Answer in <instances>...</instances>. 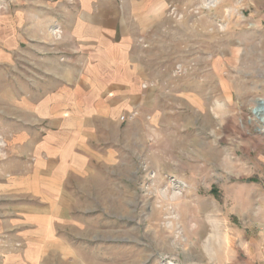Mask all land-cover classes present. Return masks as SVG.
Returning a JSON list of instances; mask_svg holds the SVG:
<instances>
[{
	"label": "rangeland",
	"instance_id": "rangeland-1",
	"mask_svg": "<svg viewBox=\"0 0 264 264\" xmlns=\"http://www.w3.org/2000/svg\"><path fill=\"white\" fill-rule=\"evenodd\" d=\"M86 10L128 25L143 85L161 92L155 107L120 114L118 161L76 195L89 240H73L67 262L246 264L264 253V130L254 112L264 105V50L246 68L244 46L250 32L264 35V0H0V122L20 117L43 53L82 48L63 31ZM17 190H0V264H31L17 249L32 242L10 241L9 218L35 195ZM52 246L39 264H58Z\"/></svg>",
	"mask_w": 264,
	"mask_h": 264
},
{
	"label": "crops",
	"instance_id": "crops-1",
	"mask_svg": "<svg viewBox=\"0 0 264 264\" xmlns=\"http://www.w3.org/2000/svg\"><path fill=\"white\" fill-rule=\"evenodd\" d=\"M76 18L78 24L63 32L76 37L82 48L65 58L43 53L45 62L32 94L28 78L22 89L20 117L0 122V141L7 142L2 148L6 157L0 161V190L24 188L35 195L32 204L22 199L24 204L15 207L19 214L9 218L11 230L17 232L10 241L32 242L17 249L28 253L31 264H39L50 244L58 264H67L70 254L77 253L73 240H89L83 233L85 219L73 212L83 203L76 195L90 192L102 168L118 161L125 125L120 114L155 107L161 92V86L143 85L128 25L118 27V20L110 22L108 14L87 10ZM118 30L124 37L116 43L113 35ZM250 34L251 40L244 43L246 68L256 66V50H264V35L256 42L255 32ZM249 256L246 264H264V253Z\"/></svg>",
	"mask_w": 264,
	"mask_h": 264
},
{
	"label": "bare ground",
	"instance_id": "bare-ground-1",
	"mask_svg": "<svg viewBox=\"0 0 264 264\" xmlns=\"http://www.w3.org/2000/svg\"><path fill=\"white\" fill-rule=\"evenodd\" d=\"M254 112L261 122V129L264 130V105L255 107Z\"/></svg>",
	"mask_w": 264,
	"mask_h": 264
}]
</instances>
